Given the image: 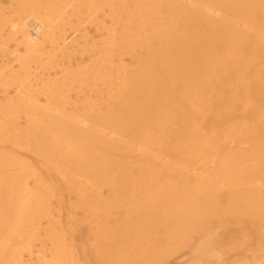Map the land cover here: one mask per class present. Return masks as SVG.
I'll use <instances>...</instances> for the list:
<instances>
[{
  "label": "bare ground",
  "instance_id": "1",
  "mask_svg": "<svg viewBox=\"0 0 264 264\" xmlns=\"http://www.w3.org/2000/svg\"><path fill=\"white\" fill-rule=\"evenodd\" d=\"M98 1L111 2L101 4V23L95 25L105 33L90 55L87 47V62L76 67L106 87L102 110L98 104L88 116L69 115L67 93L53 87L67 74L78 76L72 65L60 67L62 75L46 88L43 105L24 88V79L15 71L4 76L7 66H0V128L5 127L0 142L14 149L34 142L32 153L48 157L43 178L0 154V257L18 254L25 236L39 233L22 226L23 214L30 206L49 207L52 199L43 203L33 192L60 185L81 206L96 202L97 210L104 206L105 192L115 188L116 197L129 194L127 207L140 211L139 219L118 232L105 224L101 228L115 247L117 264H139L149 257L155 264L153 255L185 243H196L192 252L208 264L222 251L213 248L216 227L230 217L239 223L245 214L249 224H239L264 242V0ZM58 5L55 0L17 2L18 10L5 21L16 46L12 54L22 49L26 63L55 47L64 37L57 17L72 7L68 3L60 10ZM104 18L111 21L108 27ZM86 35L81 29V38ZM65 40L61 54L69 57ZM113 49L119 63L123 55L133 61L116 85L108 67ZM136 63L148 67L138 69ZM7 85L14 88V98L5 95ZM84 102L85 95L80 107ZM19 116L28 126L39 124L35 137L20 131ZM224 128L228 136L220 142ZM94 138L103 142H90ZM88 143L104 145L109 153L93 154L84 149ZM156 144L161 149L146 154ZM73 174L81 178L79 185ZM135 190L140 194L132 197ZM128 209L124 218L130 221ZM259 256L264 258V250ZM44 259L40 256L39 264H46ZM67 260L50 262L77 264L70 253Z\"/></svg>",
  "mask_w": 264,
  "mask_h": 264
},
{
  "label": "rangeland",
  "instance_id": "2",
  "mask_svg": "<svg viewBox=\"0 0 264 264\" xmlns=\"http://www.w3.org/2000/svg\"><path fill=\"white\" fill-rule=\"evenodd\" d=\"M24 1L28 0H0V66H7L6 73L2 72L4 76L15 71L16 73L14 74H16L18 78L24 79V88L33 92L36 96L37 103L43 105L45 101L43 93L46 88L53 84L54 80L57 81V79L61 77L59 75H62L59 72L61 71L60 67L72 65L70 69L75 72L76 70L79 71V68L77 69L76 66H80L87 62V47L90 51L88 55H90L93 44L105 33V31H100L99 28L95 26L101 23V17L103 15L100 11L101 4L108 6L111 2L98 0H93L91 2H87V0H55L58 2L60 10L68 3L72 5V7H67L68 9L57 17L56 24L58 32L62 33L64 37H60L52 50L47 47L46 50L48 54L46 56L33 58L25 63L22 59V49L18 48V53L12 54L11 51L16 46L8 37V27L5 25L8 16H11L10 13H14L18 10V7H16L17 2L19 4ZM28 6H30V3L25 5L24 8ZM104 9L107 10V7H104ZM19 15L21 17L25 16L22 13ZM81 19H87V22L80 21ZM90 19L92 23H90ZM103 21L104 27H108L111 24V21L107 18H104ZM117 25L118 33H120V23L118 22ZM81 29H84L87 33L84 38H81ZM78 30H80V32H78ZM63 39H66V46L70 48L71 54L69 57L62 56L61 54L64 50L61 43ZM72 40H75V42L70 44ZM115 49L110 53L112 60L109 62L110 65H108V67L112 68V85H116L118 81H123L126 69L133 65H130L133 61L125 55L121 57V63H119L116 59H118L120 55L118 57L115 56ZM16 57L18 58L16 59ZM108 59L109 55L106 60L107 62ZM20 64L23 65L22 69L19 68ZM136 64L138 69H145V67H148V64L145 63ZM118 65H120V67ZM25 66L26 68H24ZM9 79L10 78H8V80ZM54 83H56V85L53 88L58 87L59 90L63 91L62 93L66 92L68 95L66 110L70 113V116L71 114L76 116L80 112L84 114V116H88L89 109L95 108L98 104H101L99 107L101 110L103 109L105 95H100L102 92H106V87L101 85L100 80L94 81L91 79L90 75L84 76L83 73L79 71L78 76L74 73L73 75L67 74V77L61 82ZM79 90H82V92L80 93ZM14 92L15 90L12 86H6L5 95H7V97L14 98ZM83 95H85L87 99V102L83 103L84 108L80 107L83 101ZM2 97L0 92V99H2ZM90 102H95V105L88 106ZM32 117L38 118L39 114H35ZM18 118L19 129L22 133H33L35 137L40 131L37 122H33L28 126L25 124V120L22 116ZM2 127L4 126L2 125ZM2 130H5V127L0 128V133ZM221 132L223 134H219L218 137L220 142L228 136L229 131L228 128H224ZM90 142H103V140L101 138H94ZM6 144L7 143L0 142V146H3L0 150V154L4 158L10 162H17V164L30 169L34 174L47 178L43 173V165H45L43 163H46L48 157L46 153L41 152L37 156L32 153L33 151H35V153L37 151L35 149L36 143L27 142L24 144V147H19L18 149H14ZM84 149L90 150L93 154L101 152L109 153L106 146L103 145L100 147L93 143L85 144ZM156 149H161L159 144H156V147L151 146L148 148L146 154ZM102 159L109 165L108 158L102 157ZM57 161L58 159H54L52 164L57 163ZM90 163L91 162L86 164V166L83 164L84 170H89ZM72 178L74 182L81 180V178H78L74 174ZM94 182L96 183L97 181ZM35 183L38 186L37 181H35ZM77 184L79 185L78 182ZM113 190L105 192L104 206L98 208V210L95 207L96 202L89 204L87 207L81 206L80 202L76 200L72 193L67 195L63 185H60V188L46 187L44 189L35 190L33 196L37 195L36 198L39 196L42 197L40 201L42 200L43 203L47 198L53 201L50 202L51 205L49 207L42 209L40 206H38V208L34 205V207L30 206L27 213L23 214L22 226L30 229L35 227L38 230H32L38 231L39 233L37 235L27 234L24 241L20 244V252L13 255L8 253L4 254L0 257V264H39L40 256L45 257L44 260L47 262L46 264H52L54 258L58 261L60 260V262L67 263L68 253L77 260V264H117V260L113 255L115 247L108 237L106 238L103 236L104 234L101 233V228L104 224L113 228L116 232L126 227L129 228L132 221L135 223L136 220L139 219L141 212L128 209V199L131 198L128 193H125L122 197H116L114 196L115 192ZM138 194L140 193L136 191L132 197H136ZM117 199L120 201L126 199L127 202L119 206L117 204H112L116 203ZM39 205H41V202ZM125 208L130 212H128L130 221L127 220L126 217L124 218L126 213L124 210ZM246 217L247 214H245V218L239 223L245 221L246 224H249L247 221L249 218ZM239 223L234 217H230V219L224 220L223 223H220L219 226L216 227L215 236L212 239L213 248L222 251L219 252L218 257L213 258L214 260L210 259L208 264L209 262H211L210 264H264V261H262L264 258L259 256L261 251L264 250V242H259L256 239V234L248 231L245 226ZM117 226L120 228H116ZM258 238L263 239L261 235ZM191 247H196V243L192 245L185 243L179 247L173 246L172 249H168L167 252L160 256L153 255L155 264H204L206 260L203 258V255L192 252ZM63 248L65 251L62 250ZM121 248L122 247H118L117 249ZM14 250L17 249L14 247L11 251ZM60 250H62V252ZM246 250H250V252L245 253ZM115 252L117 253V250ZM258 256L262 259L257 260ZM50 260H52V262H50ZM150 263L151 257L139 264Z\"/></svg>",
  "mask_w": 264,
  "mask_h": 264
}]
</instances>
